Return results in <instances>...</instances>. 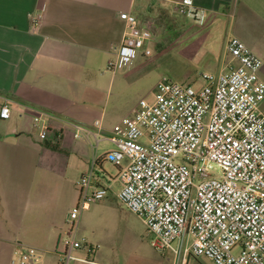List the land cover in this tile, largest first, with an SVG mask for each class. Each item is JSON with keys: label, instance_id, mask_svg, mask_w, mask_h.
Wrapping results in <instances>:
<instances>
[{"label": "built area", "instance_id": "2783aa9c", "mask_svg": "<svg viewBox=\"0 0 264 264\" xmlns=\"http://www.w3.org/2000/svg\"><path fill=\"white\" fill-rule=\"evenodd\" d=\"M177 13L202 23L206 9L194 0H178ZM30 17V25L40 22ZM124 30L112 72L131 69L136 58L151 55V31L135 15L120 11ZM229 61L222 70L203 71L201 83L162 78L152 100H138L110 130L114 148L95 160L76 181L78 197L67 214L69 230L62 237L59 260L97 264L76 256L93 246L75 238L80 212L102 197L107 188L94 186L95 171L108 162L117 169L119 202L140 217L151 247L169 251L178 264H264V81L261 58L242 40L229 36ZM10 115L7 99L0 102V120ZM33 123L45 137L48 124L41 114ZM100 121L94 125L99 127ZM74 137L83 127L74 125ZM92 133L96 143L97 132ZM216 168L218 173L212 174ZM42 252L18 244L8 264H40ZM174 264V263H173Z\"/></svg>", "mask_w": 264, "mask_h": 264}, {"label": "crops", "instance_id": "0c3cea01", "mask_svg": "<svg viewBox=\"0 0 264 264\" xmlns=\"http://www.w3.org/2000/svg\"><path fill=\"white\" fill-rule=\"evenodd\" d=\"M177 1L0 0V102L7 99L10 111L0 120V264H8L16 245L28 241L49 250L77 201L78 177L114 148L106 139L111 129L105 102L116 75L107 64L116 59L124 30L120 11L149 26L150 44L172 35L171 44L183 40L182 54L200 55L204 71L224 68L229 36L264 55V0H194L206 9L202 23L177 13ZM33 14L41 17L35 27ZM146 59L136 58L126 75L139 72ZM39 114L48 124L43 139L33 123ZM74 125L84 128L78 138ZM87 130L100 138L95 148ZM100 141L112 147L96 154ZM102 165L94 186L102 185ZM111 180L118 183L116 176Z\"/></svg>", "mask_w": 264, "mask_h": 264}, {"label": "rangeland", "instance_id": "374dc122", "mask_svg": "<svg viewBox=\"0 0 264 264\" xmlns=\"http://www.w3.org/2000/svg\"><path fill=\"white\" fill-rule=\"evenodd\" d=\"M172 39L173 35L168 40L165 36L153 40L150 44L152 54L146 59L148 64L144 65L139 72L128 76L126 75L128 70L114 73L116 75L105 102L107 116L105 125L107 129H111L113 123L123 113H129L140 98L151 101L152 91L162 78L185 84L191 83L194 86L201 83L200 74L205 70L201 56L197 55L192 58L182 54L181 47L185 42L181 40L178 44H171ZM252 50L264 61L263 49L258 51L253 48ZM260 76L264 79L262 72ZM119 81L121 86L117 87ZM263 102L264 100L260 103L261 109H264ZM89 143L92 148H95L96 142L93 137ZM111 147V143L100 141L99 146L94 151L97 154ZM89 148L91 147L89 146ZM102 169L98 174L102 183L101 186L105 185L104 188H107L106 186L110 183L109 189L105 190L101 198L89 202L87 207L80 212L79 220L74 229L75 238L78 241L93 246L98 244V247L89 255L83 248L75 249L73 254L92 259L97 264H178V261L173 259L171 252L166 251L162 254L151 247L149 233L142 219L116 198L115 193L119 189V183L111 180L117 174L116 168L105 162ZM211 173L217 174L218 171L214 168ZM69 229V224L66 223L49 250L42 252L40 264H62L58 252L63 249L62 237ZM28 242H25V245L31 244ZM200 262L213 264L204 256L200 257ZM67 264L88 263L70 260Z\"/></svg>", "mask_w": 264, "mask_h": 264}]
</instances>
